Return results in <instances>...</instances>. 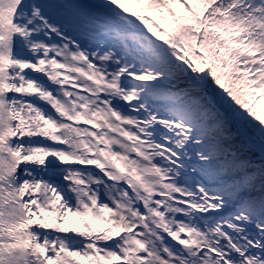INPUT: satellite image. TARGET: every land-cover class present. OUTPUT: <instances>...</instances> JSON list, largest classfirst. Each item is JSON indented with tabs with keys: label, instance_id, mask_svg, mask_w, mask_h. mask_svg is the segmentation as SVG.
Returning a JSON list of instances; mask_svg holds the SVG:
<instances>
[{
	"label": "snow or ice",
	"instance_id": "1",
	"mask_svg": "<svg viewBox=\"0 0 264 264\" xmlns=\"http://www.w3.org/2000/svg\"><path fill=\"white\" fill-rule=\"evenodd\" d=\"M0 264H264V0H0Z\"/></svg>",
	"mask_w": 264,
	"mask_h": 264
}]
</instances>
